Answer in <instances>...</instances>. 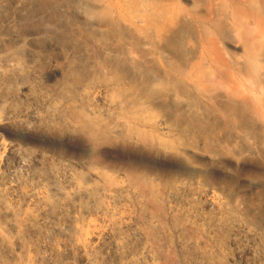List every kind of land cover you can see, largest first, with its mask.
<instances>
[{
  "label": "rangeland",
  "instance_id": "1",
  "mask_svg": "<svg viewBox=\"0 0 264 264\" xmlns=\"http://www.w3.org/2000/svg\"><path fill=\"white\" fill-rule=\"evenodd\" d=\"M125 1L135 14L166 11L164 21L173 22L164 41L149 33L141 43L155 72L175 79L164 105L124 71L138 63L122 43L103 74L77 75L62 98L57 88L87 28L77 21L76 37L64 44L44 39L42 65L23 72L28 89L0 92V172L14 146L40 176L92 174L96 191L73 197L74 225L61 236L52 229L59 210L43 214L38 178L13 176L18 230L3 229L9 248L0 245V264H264V0ZM95 54L103 63L102 51ZM197 63L202 86L183 83L178 71ZM234 90L256 107L237 144L242 117L223 126L216 106ZM177 99L209 119L187 118ZM94 137L103 143L98 152ZM30 190L35 197L25 201Z\"/></svg>",
  "mask_w": 264,
  "mask_h": 264
},
{
  "label": "bare ground",
  "instance_id": "2",
  "mask_svg": "<svg viewBox=\"0 0 264 264\" xmlns=\"http://www.w3.org/2000/svg\"><path fill=\"white\" fill-rule=\"evenodd\" d=\"M165 14L166 11L155 15H141L138 12L135 14L125 0H0V92L9 88L14 92L27 90L28 83L23 72H35L42 65L43 59L37 49L43 40L49 38L59 44L68 42L76 37V25L80 21L87 30L76 38L78 48L74 52V66L69 71L66 83L57 88L59 96H66L77 75L96 77L103 74L106 71L104 65L119 57L116 54L118 51H114L113 47L115 49L118 43H122L123 50L131 53L138 63L136 66L125 65L124 71L138 83L140 91L152 103L164 105L163 92L175 79L155 72L157 66L141 43L143 36L149 33L159 42L164 41V30L173 24L172 21H164ZM98 50L102 51L103 63L98 62L95 54ZM203 59L205 60V54ZM201 66V63H197L190 71H178L184 77L183 83L202 86V79H199L197 73L202 70ZM234 83L236 86L241 84L236 80ZM227 96L219 100L218 105L216 102L217 117L223 126L230 125L237 114L242 117L245 129L236 134L237 144L244 139L242 132L245 133L252 127L251 112L256 107L246 98L239 99V96H245L238 94L236 90L230 91ZM195 100L198 105L202 104L200 98ZM176 103L187 118L195 119L197 123L209 119L201 115L199 109L192 107L188 100L177 99ZM15 112V108L10 107L7 115L11 116ZM116 131L121 140L125 139L124 125L116 124ZM89 141L94 152L103 147V143L95 137ZM215 148L224 150L227 146L217 144ZM6 149L9 152V158L4 160L6 170L0 172L1 247L9 248L3 229L6 227L12 231L18 230V224L13 221V217L18 216L19 210L9 203V199L14 196L17 183L12 178L20 174L31 181L38 178L39 185L44 190L39 195L43 214L59 210V214L54 217L52 229L61 236L68 235L74 225L73 216L69 212L74 206L72 199L77 195L88 197L94 194V175L88 174L80 178L75 171L64 170L62 173L53 172L42 177L35 168L34 160H26L14 146H7ZM10 159L15 161V166L9 167ZM0 162H3L2 158ZM21 197L29 201L35 197V193L33 190L26 191L21 193Z\"/></svg>",
  "mask_w": 264,
  "mask_h": 264
}]
</instances>
